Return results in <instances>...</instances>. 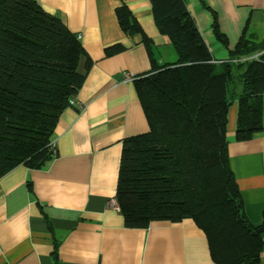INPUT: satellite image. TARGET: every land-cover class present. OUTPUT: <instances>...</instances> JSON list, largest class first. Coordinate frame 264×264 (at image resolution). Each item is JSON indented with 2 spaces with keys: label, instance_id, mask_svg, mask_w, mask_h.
I'll use <instances>...</instances> for the list:
<instances>
[{
  "label": "trees",
  "instance_id": "1",
  "mask_svg": "<svg viewBox=\"0 0 264 264\" xmlns=\"http://www.w3.org/2000/svg\"><path fill=\"white\" fill-rule=\"evenodd\" d=\"M175 64H154L135 80L149 131L124 141L117 203L130 229L192 219L216 264H262L263 223L247 218L230 166L229 83H243L236 131L248 142L263 130L264 39L243 37L229 61L217 62L185 0H150ZM122 30L151 41L127 6ZM214 30L226 44L218 22ZM122 50H107L112 56ZM258 60L242 59L258 55ZM86 59V73L81 61ZM92 60L59 15L36 0H0V180L19 166L41 170L57 157L53 137L83 87Z\"/></svg>",
  "mask_w": 264,
  "mask_h": 264
},
{
  "label": "crops",
  "instance_id": "2",
  "mask_svg": "<svg viewBox=\"0 0 264 264\" xmlns=\"http://www.w3.org/2000/svg\"><path fill=\"white\" fill-rule=\"evenodd\" d=\"M36 1L78 36L92 66L77 105L63 113L56 128L57 157L41 170L19 166L0 180V264H216L207 236L192 219L130 229L116 199L124 141L149 131L135 80L152 72L154 64L178 61L157 28L151 1ZM185 2L217 62L230 60L249 23V35L264 33V0ZM123 6L150 39V52L142 35L122 30L117 9ZM216 21L226 44L216 37ZM116 46L122 50L108 56L107 50ZM85 66L84 58L81 73H86ZM125 74L134 81H123ZM243 91L244 86L240 94L228 97L229 159L245 214L260 226L264 112L262 132L238 142Z\"/></svg>",
  "mask_w": 264,
  "mask_h": 264
},
{
  "label": "rangeland",
  "instance_id": "3",
  "mask_svg": "<svg viewBox=\"0 0 264 264\" xmlns=\"http://www.w3.org/2000/svg\"><path fill=\"white\" fill-rule=\"evenodd\" d=\"M263 39H264V33H258L257 34V40L262 41ZM173 51H174V53H176L174 49H173ZM235 75L238 76L237 71H235ZM242 89H243L242 83L238 80L237 77H235L234 80L229 83V96H231L233 93L240 94L242 92Z\"/></svg>",
  "mask_w": 264,
  "mask_h": 264
},
{
  "label": "built area",
  "instance_id": "4",
  "mask_svg": "<svg viewBox=\"0 0 264 264\" xmlns=\"http://www.w3.org/2000/svg\"><path fill=\"white\" fill-rule=\"evenodd\" d=\"M259 56H260V54L254 55V56H251V57L242 59V61L258 60L259 59ZM123 81H125V82H132V81H134V77L131 76V75H129V74H125L124 75V78H123ZM70 104H71V106H76L77 105L76 98L75 99H72L71 102H70ZM53 145H54V147L56 146L55 143H53Z\"/></svg>",
  "mask_w": 264,
  "mask_h": 264
}]
</instances>
